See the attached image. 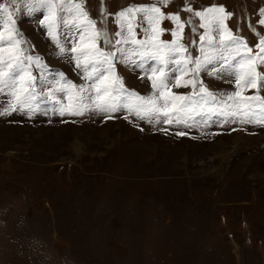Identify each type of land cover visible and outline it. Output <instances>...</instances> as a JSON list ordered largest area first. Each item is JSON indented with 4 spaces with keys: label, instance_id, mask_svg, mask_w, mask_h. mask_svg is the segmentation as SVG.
<instances>
[{
    "label": "rangeland",
    "instance_id": "rangeland-1",
    "mask_svg": "<svg viewBox=\"0 0 264 264\" xmlns=\"http://www.w3.org/2000/svg\"><path fill=\"white\" fill-rule=\"evenodd\" d=\"M156 2L103 0L109 14L103 26L112 36L119 25L111 14ZM188 2L171 0L162 8L165 13H179L181 21L192 20L185 24L183 38L177 37L188 48L178 50L181 63L189 53L215 55L208 36L220 39L209 27L202 53L200 36L206 29L199 28L198 17L181 10ZM22 4L23 0H0L15 20L17 39L23 41L5 45L0 58L7 61L11 56L14 64L17 56H38L45 67H31V76L37 77L33 111L12 110L18 102L11 93L20 95L28 74L16 89L0 91V112H8L0 115V264H264V123L241 122L248 103L258 115L264 112V88L246 87L243 81L237 86L219 73V63L209 65L212 75L200 72L203 86L215 100L207 93H194L191 85L175 86L177 79L181 84L189 80L190 73H176L161 88L164 72L146 75L119 61L115 74H107L103 82L89 81L75 61L60 57L59 47L40 23L46 11L30 16ZM190 6L194 10L223 6L231 13L227 27L257 51L255 45L264 35L259 23L264 19V0H190ZM100 7L101 0H85L84 8L97 28ZM3 19L0 14V32L6 40L9 32ZM160 27L175 26L165 20ZM135 32L136 39L144 38L140 27ZM74 34L62 25L53 29L66 50L72 47L66 40ZM91 35L88 29L83 40L75 37L78 50L92 46L109 50ZM159 39L174 38L165 32ZM166 54L167 50L160 53ZM225 56L230 59L228 53ZM147 64L161 66L157 61ZM258 71L264 73V68ZM56 73H63L64 79ZM117 75L124 89L150 98L140 109L143 119L134 114L142 103L135 97L101 92L96 98L93 83L112 88ZM81 87L88 91L81 92ZM174 96L191 97V103ZM165 100H169L166 108ZM106 102L121 108L95 109ZM182 104L188 108L176 123ZM153 105L155 110H145ZM77 110L83 114H70ZM165 115L171 123H165Z\"/></svg>",
    "mask_w": 264,
    "mask_h": 264
},
{
    "label": "snow or ice",
    "instance_id": "snow-or-ice-1",
    "mask_svg": "<svg viewBox=\"0 0 264 264\" xmlns=\"http://www.w3.org/2000/svg\"><path fill=\"white\" fill-rule=\"evenodd\" d=\"M171 0H157L156 3L147 6H130L122 9L120 12L111 14L115 18V23L119 25V31H116L109 36L107 29L103 26V18L109 15L101 0L100 15H101V27L97 28V21L89 18V12L84 8L85 0H23L22 7L28 15H32L37 12L46 11L44 18L40 20V23L45 27L48 35L52 37L53 41L59 47V55L62 58H67L69 62L75 61V67L81 69L87 80H96L103 82L107 74H115V63L119 61L126 66H131L133 71L136 69L142 70L146 75L150 73L164 72V76L161 78V88L166 87V81H171L176 73L191 74V78L186 80L183 84L179 79L176 80V87H188L192 86L194 93H207V96L215 100L212 93L203 86V82L200 79V72L206 71L210 75L214 74L209 65L216 67L219 63V73L227 76L228 79H234L237 86L243 81L244 85L264 88V73L258 71V68H264V35L259 37L258 43L255 45L257 51H253V48L249 47L246 40L239 34H233L227 27L226 21L231 18V13H226L223 6H209L203 10H194L190 6V0L181 9L184 12L191 13L192 16L198 17L201 21L199 28L206 29L205 33L200 36L201 51L203 53V45L205 43V36L208 35V28L210 27L215 31L217 36L220 37L218 41H214L211 36H208L207 44L210 49L215 51V55L209 53L202 57H193L190 53L188 56L183 57L184 62L181 63L178 58V50L182 49L184 52L188 51V48L177 42L182 39L183 29L185 24H191L192 20L189 18L187 21H181L179 13H165L162 8L166 7ZM15 3V0H13ZM59 8L62 15L57 17V9ZM0 14H3V27L8 30L9 35L7 39H4V33L0 32V51H4V46H13L15 44L22 43L17 37L20 36L19 30L15 27V20L12 18L11 12L4 5H0ZM68 17H71L70 19ZM138 23L134 22L137 21ZM168 20L175 26L173 29L161 28L160 24ZM207 21V24L204 23ZM261 25H264V19L259 21ZM11 25V27H9ZM68 27L70 31L74 30V35L69 36L66 43H72V47L66 50L63 46H60L59 41L53 35V29L59 26ZM146 25V26H145ZM135 27H140L144 32L143 39H136ZM88 29L92 30L91 39L94 41H103V43L109 46L107 52L101 48L92 46L86 49L78 50L75 46V37L79 36L80 40L84 39L85 33ZM192 31L195 32L196 28L193 27ZM165 32H169L174 38L171 42L162 41L159 36ZM14 33V34H13ZM226 36V38H225ZM119 38V39H118ZM194 46V45H193ZM167 50L166 57H162L160 53ZM243 50V52H242ZM22 51V50H18ZM228 53L230 59L225 56ZM83 58L84 63H81ZM138 58V59H137ZM139 61V62H138ZM147 61H157L160 67L147 64ZM189 64L191 67H189ZM35 65L36 68L42 69L45 67L41 64L38 56L25 55L22 58L17 56L13 64V58L9 56L7 61L0 58V91L3 88L16 89L18 87V81H22L25 74H28L29 79L26 85L21 84L20 95H17L15 91L11 94L16 96L18 107H13V111L28 109L33 111V101L37 98L35 92V81L37 77L31 76V67ZM11 69L6 72L5 69ZM91 68V73H89ZM167 69V72H165ZM57 77L61 80L64 79L63 73H56ZM148 79L151 80L152 76L148 75ZM67 82V81H65ZM115 87L99 88L96 83H93L92 87L96 89V98L99 99L101 92L105 94L126 93L129 97H135L137 100L142 101L134 114L143 119L140 109H144L145 104L150 102V98L138 96L135 92H129L123 88L122 81L117 75L113 82ZM75 87V86H74ZM152 87L155 89L157 86L153 82ZM81 92L88 91L81 87ZM57 91H63V89H57ZM163 96V92L160 93ZM91 100L89 95L86 97ZM111 99L115 97L110 96ZM85 97H81L83 101ZM172 99L177 101H188L191 103V97L186 96H174ZM200 99H204L203 96ZM228 99H232V95H229ZM244 100L251 101L252 97H245ZM257 99H259L257 97ZM219 103L223 104V101ZM169 100L164 101L163 107H167ZM246 110L241 116V122L250 123L255 119L259 123H264V112L259 115L254 111V105L248 103ZM121 108L120 104L103 103L96 104L95 109L101 112H116ZM188 108V104H182L176 110V123H180L183 116L180 114ZM146 111L155 110L153 108L145 109ZM131 112L132 109L130 108ZM8 114L7 110L0 112V115ZM64 113L61 112V115ZM70 114L82 115L83 112L77 110ZM224 113H221L223 115ZM229 115L236 117L237 112H231ZM172 121L165 115V123H171ZM182 135V133H177Z\"/></svg>",
    "mask_w": 264,
    "mask_h": 264
}]
</instances>
